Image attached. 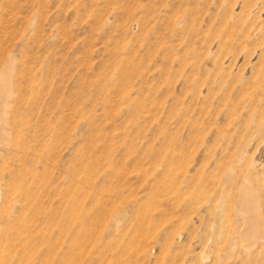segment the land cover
Wrapping results in <instances>:
<instances>
[{
	"label": "rangeland",
	"instance_id": "obj_1",
	"mask_svg": "<svg viewBox=\"0 0 264 264\" xmlns=\"http://www.w3.org/2000/svg\"><path fill=\"white\" fill-rule=\"evenodd\" d=\"M0 264H264V0H0Z\"/></svg>",
	"mask_w": 264,
	"mask_h": 264
}]
</instances>
